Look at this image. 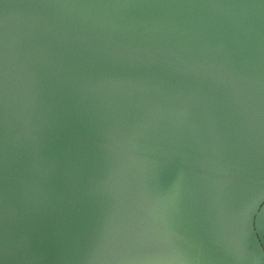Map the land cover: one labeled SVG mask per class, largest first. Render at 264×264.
<instances>
[{"label":"water","instance_id":"1","mask_svg":"<svg viewBox=\"0 0 264 264\" xmlns=\"http://www.w3.org/2000/svg\"><path fill=\"white\" fill-rule=\"evenodd\" d=\"M0 264H264V0H0Z\"/></svg>","mask_w":264,"mask_h":264}]
</instances>
